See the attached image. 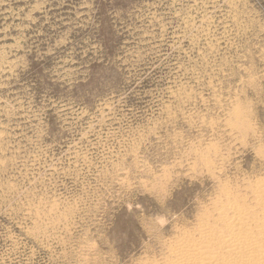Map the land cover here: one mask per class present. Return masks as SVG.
<instances>
[{"label": "rangeland", "instance_id": "1", "mask_svg": "<svg viewBox=\"0 0 264 264\" xmlns=\"http://www.w3.org/2000/svg\"><path fill=\"white\" fill-rule=\"evenodd\" d=\"M255 187L264 0H0V264H172Z\"/></svg>", "mask_w": 264, "mask_h": 264}, {"label": "bare ground", "instance_id": "2", "mask_svg": "<svg viewBox=\"0 0 264 264\" xmlns=\"http://www.w3.org/2000/svg\"><path fill=\"white\" fill-rule=\"evenodd\" d=\"M255 189L256 187L253 190ZM256 190L257 191L254 194V200L258 206H262L264 208V188H258ZM227 200L230 201L229 199ZM234 204L236 203L234 202ZM232 205L230 203L224 205L220 203L218 207L221 208L217 209V207H214L220 211L218 217L214 218L215 220L213 222V226L217 227V225H223L227 227V230L222 231L219 229V232H214L210 229V225L212 223L205 224L203 228L201 227L202 225H200V223L199 225L201 228H199L201 230L199 232L197 231L199 233V240L197 241V243L188 242L189 239H187L186 237L187 241H182L184 242V244L177 248L174 251V254L172 252V255H174V262L172 264H264L263 211L260 215H256L255 213L250 214V216L247 215L248 218L245 217L246 222H244L245 219L243 220V217L241 218L240 215H238V211L236 212L235 206L237 205ZM243 208L245 209L244 206ZM246 213L247 212H245L244 215ZM175 245L177 246L179 244Z\"/></svg>", "mask_w": 264, "mask_h": 264}]
</instances>
